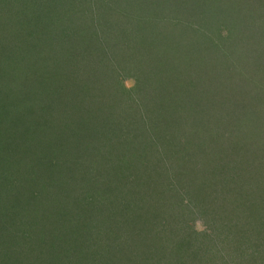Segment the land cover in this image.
<instances>
[{
  "label": "rangeland",
  "instance_id": "rangeland-1",
  "mask_svg": "<svg viewBox=\"0 0 264 264\" xmlns=\"http://www.w3.org/2000/svg\"><path fill=\"white\" fill-rule=\"evenodd\" d=\"M111 1L113 3L110 5L109 3ZM185 1L167 0L172 5V9L164 11L162 4L157 3L154 9L149 5L148 1L138 5V0H119V3L115 2V0H30L25 4L23 0H0V71L1 73L4 72L8 64L12 69L14 67L17 68V76L12 78L16 82L13 88L14 91L9 87V81L4 80L3 76H0V99L4 100L6 97L4 95H8L9 93L10 100L13 104H8V106L14 107L16 111L15 118L10 115L0 125V149H6L8 147V141L12 140L11 145L16 149L13 152L23 153L29 149V146L33 145L36 149L42 144L48 143L50 139L59 137L60 129L55 126L56 121L52 122L53 117H57L58 119L63 118L69 125H75L80 122V135L85 139V142H87L90 135L98 131V128L95 127L90 129V131L84 129L83 123L86 125L88 122H92L89 118L101 120L100 122L94 121L92 123L97 124L99 130L109 123L107 118L112 120L113 127L118 133L119 128L128 125L123 130L126 134L123 135L124 141H122V138L117 139L116 137L114 141L119 140L121 146L129 142L130 147L128 146L126 148L128 151L133 149V145L141 149L138 159L132 156L130 157L129 152L126 153L127 157L129 156L133 163L141 159L144 160V163L147 161L150 164H154L153 159H156V155L150 154V152L166 154L165 149L167 150L166 155L169 157L168 162L165 163L168 170L161 168L160 172V168L154 164L153 166L139 167L135 171L139 176L136 181L137 185L142 184L141 188L145 190L141 192L137 187L135 188V195L141 199L144 195L148 198L150 195L151 197L157 196V194L162 196L166 192L175 198L178 197L183 200L184 196L186 202L189 198L186 195L189 194L188 190L196 188L197 201H201L203 207L200 205L198 208L199 211L194 208L197 213L193 212L189 219L187 217L184 218L186 220L185 224L189 225L190 229L196 234L204 231L212 235L211 233H214V230L213 226H208L209 220L213 216V210H215V215L218 213L216 210H218L222 201L217 197V194L211 201L205 196L204 192L209 193L211 189L210 181L212 179H209V176L211 174L220 176L219 173H221V170L226 168L225 163L230 164L226 159H233L232 153L235 150V140H237L235 133L239 129L237 121L246 123L248 130L254 129L256 132L261 123V116L256 115L255 112L258 113L263 105L259 104V100L264 99V85L253 87L255 89L252 88V91L250 90L258 99V101L256 100L257 102L252 104L249 98L253 97V95L246 97L245 92L243 93L240 89L242 87L241 84L248 79L249 69L243 71V77H241L239 72L243 69V66L241 63H237L236 56L244 48L246 49L250 45L255 46L257 42L259 44L262 41L264 42V0ZM43 3L44 5L42 6ZM193 3L196 8H193V5L191 7L192 9H190ZM58 5H62L63 9H60ZM81 6L83 13H78L79 7ZM158 7L159 9L157 10ZM180 7H184L183 11ZM155 10L157 12L156 18L163 17L166 20H171L175 16H179L185 20V23L190 20L192 29H196L200 21L202 23L201 25L205 26V33H203L201 39L194 37L187 38L191 42L190 44L201 43L206 46L211 43L213 45V47H210L211 50L205 52V47L199 54L198 50H195V53H197L196 58H194L195 60L185 62V64L181 62L182 60H179L182 56L179 48L176 54H171L173 57L168 56L166 54L167 52L164 51L157 60H166L170 66L168 71L163 72L161 67L157 70H152L150 65L156 58L151 59L149 57L147 53L149 42L146 40L154 44L158 42L157 40L160 37L157 38L156 36L158 31L155 33L153 22L151 24H145V22L147 19H154L151 12ZM190 13H194L195 15ZM196 14H201L200 18H195L194 16ZM160 21H163V19ZM73 23L75 24L73 25ZM114 23H120L122 30L124 27L130 28L131 26L132 30L138 34L137 36H140L143 44L141 42L137 43L136 38H133L134 35H131L132 37L130 38L128 37L130 35L125 36L124 33H119L116 29H113L112 24ZM186 24L188 25V23ZM180 30L184 31V28ZM226 34L236 38L234 39L236 41L233 44L229 43L223 47V37ZM36 35L41 37H36ZM82 39H85L84 42H81ZM178 39L179 43L176 44L174 42L173 45L180 46L181 42L183 46L184 36L181 35ZM216 48L219 51H215ZM253 50H248V53L250 52V58L252 57L251 54H255ZM72 53L76 54V56L79 55L77 57L78 60L76 59V63H73V65L72 62L66 60ZM225 53L227 58L232 54V56L234 55V59H236L233 61V66H229V69L227 68L231 72L230 76L234 75L233 78L235 79L236 86L233 87V94L231 95L230 88L227 85L228 89L224 88L222 91L224 95L220 89H216L215 96H211L210 92H205L204 95L208 96V98L204 99L205 96L200 98L201 96L194 94V85L195 87L202 88L215 85L214 80H212L213 75L211 74L215 72L213 69H221L220 72L224 69L225 64L224 62L221 63L220 58L221 54L225 55ZM103 54H106L104 60H102L104 57ZM50 56H52V60L56 63L55 68H57V71L63 77L64 73L62 72L68 71H70V74L66 78H70V75L76 76L70 82V89L75 92L78 98L73 94H68L65 97L64 94L69 90H66V85L64 84L62 86L61 82L59 84L63 90L55 88L58 91L56 93L53 92L55 82L53 84L54 80L51 82L47 79L48 77L50 78V72H52L51 65H53V63L51 64ZM74 59L72 56V60ZM98 61H100V64L95 65ZM204 63L205 65L203 66ZM38 68L42 69L43 72H39ZM170 70L174 72L176 77L171 78L169 76L168 73H170ZM159 72H163L160 78L158 76ZM166 76L171 78V86H165V78L163 77ZM158 81L160 82L159 84ZM66 83L68 84V82ZM155 85L160 91H158ZM192 86L193 88H191ZM3 87H7L8 90H2ZM166 87H172L173 89L167 91L165 90ZM188 88H191L190 91ZM88 90L90 92L87 93ZM176 90L180 91L181 94ZM199 98L200 100H198ZM196 103H198L197 107L203 110V113H201L202 125H199L198 122L191 121V117L195 115ZM214 105H217V111L226 114L227 117H212L218 115L216 113L212 115L211 111L214 109H210V106ZM83 109L85 113L86 111L88 112L85 122H83L84 117L78 115ZM10 110L13 111L12 108L8 111L11 112ZM3 112L4 106H1L0 118L2 120L6 115ZM238 112H242V114L239 118H236L237 116L233 114ZM104 115H107V118ZM179 117L185 119V127L188 126L190 128L191 126L189 124H193V129L191 128L190 131L195 137L202 140L200 143L198 142L200 148L203 149L204 145L201 143L208 140L207 145H210L211 148L205 150L206 155H203L204 158L201 159V151L200 154L199 152L197 154L194 152L195 150L188 149L184 139L180 138L178 142L174 139L173 133L169 131V128L172 127L170 124L179 120ZM104 129L98 133L108 131L105 127ZM162 132L168 137L167 140H164L165 137L161 136ZM243 132L251 133V131ZM107 134L105 133V135ZM239 135L241 136V131ZM148 141L157 145V151L154 148L151 151V149L149 150L148 147L144 146ZM10 149L11 147H9ZM143 151H146L145 153L147 155H144ZM218 151L219 156L213 160L214 155ZM14 153L11 154L14 155ZM86 153L88 152L83 150L82 152H73L71 154L70 150V155L67 157L70 159L72 155L71 160H74L76 162L75 164L79 165L81 163V165H84L85 162L88 163V155ZM252 154L249 152L247 155ZM221 155L224 157L220 161ZM99 156V153L96 151L93 157L94 160H99ZM105 159L108 160L106 157ZM204 159L206 161H203ZM244 162L240 163L243 167L247 163V158L244 159ZM68 163L71 165V161ZM115 163L117 164V162ZM79 167L84 171L85 166ZM80 169L78 168L77 170ZM177 170L179 176H189L191 180H187L186 177L183 180L180 178V183L187 184L188 181L190 184L194 183V181L195 183L186 186V189H184L175 179ZM88 173L93 176L91 172L88 171ZM182 173L184 174L182 175ZM85 175L89 180L90 178L87 173ZM59 176L57 180H60ZM94 176L96 177V175ZM74 180L75 178H73ZM101 180L108 183V185L112 183V181L105 178ZM241 180L244 181L243 179ZM41 184L42 182H34L24 185L21 181L20 186H18L20 193L14 187L10 191L12 194L7 196V198L10 196L16 202L14 218L17 217L19 219L21 216L35 217L36 219H32V221L36 220L38 230L39 228L45 229L46 226L49 228L52 224L51 221L47 220V218H51L52 216H48L50 206H44L37 199L38 194L36 195V193L41 188ZM175 185L178 186L177 189ZM76 186L79 194L84 195L83 187ZM63 188L64 191L65 187ZM56 189V187H52L53 191H56ZM63 191H59L58 193L62 198L58 202L60 208L62 210L64 209V211L70 210L71 213L80 212L79 203L70 202L67 199L66 193ZM117 191H106L103 195L96 194L93 198L98 200L102 197L108 198L112 196L118 202V198L123 197L124 194L118 193ZM132 197H134L133 194ZM20 199L23 200L21 205H19ZM179 202L181 200L177 203ZM176 207L182 210V212L185 210L184 203L182 205L176 204ZM20 208L22 209L20 210ZM168 208L171 210L170 206ZM204 209H208V211ZM200 210L202 213H200ZM155 211H160V209H156ZM9 212L11 213V210ZM20 212L24 214L21 215L22 213ZM84 213L90 218L91 215L89 214L88 208H84ZM226 213L234 221L240 219L235 214V208L233 209L232 205L227 207ZM160 214L164 215L162 217L163 220L167 218V212ZM172 215L174 219L171 218L169 223L171 225L169 228L173 230L172 232L169 229L165 230L163 227H160L163 225H158L157 227L160 230L161 238H165L167 234L171 240L180 239L181 234L185 231L183 223L177 220L175 224V214ZM152 217L151 221H155ZM218 222L219 220L216 223ZM151 224L154 225V223ZM32 226L35 225L31 223ZM263 227L264 225L257 226L253 231H248L247 233H244V230H242V238L237 236L231 238L230 236L225 241V244L228 246L226 249L223 243L215 247L216 249H213L214 252L205 248L208 252L207 256L211 259L209 264H218L216 258L220 257V253L225 256L224 264H251L253 263L252 261L260 260L264 252ZM47 232L53 233L45 229L37 232V235L35 233H32V235L33 238L40 242L43 239V234ZM108 232L112 235L115 233L110 230ZM121 234L120 237H122ZM9 236L12 238L14 235L9 233ZM179 236L180 238H177ZM21 243H18L19 247H22ZM30 244L37 246L32 240L29 242ZM103 246L107 247L105 244ZM14 249L16 248L14 247ZM9 250L12 251L13 247H9ZM16 250L19 251L21 255L20 260H22L25 257V253L22 254L19 248ZM33 250V246L28 249V251ZM159 250L162 251L163 247L159 246ZM226 250L228 251V255ZM161 251H159L161 256H166ZM191 255L192 253H185V251L182 253V257H188V264H191ZM248 255H251L253 260L248 259ZM155 260L160 261L158 259ZM20 264H24V262L20 261Z\"/></svg>",
  "mask_w": 264,
  "mask_h": 264
},
{
  "label": "trees",
  "instance_id": "trees-1",
  "mask_svg": "<svg viewBox=\"0 0 264 264\" xmlns=\"http://www.w3.org/2000/svg\"><path fill=\"white\" fill-rule=\"evenodd\" d=\"M23 1H25V4L30 0ZM145 1H148L149 5L154 9L157 3L163 5L164 11L172 9V5L170 2H167V0H138V5ZM181 1L185 0H180V2ZM115 2L119 3V0H115ZM112 3L113 2L111 1L109 4L111 5ZM43 5L44 3L42 6ZM58 6L60 9H63L62 5ZM192 6L193 8H196L195 4L193 3L190 6V9H192ZM183 8L184 7H180L182 11ZM158 9L159 7L157 10ZM78 13H83L82 6L79 7ZM156 13V10L151 12V14L154 16V19L151 17L153 20L147 19L145 22V24H151L153 22L155 33L158 31L156 33L157 38L160 37V39H162L161 41L160 39L157 40L158 42L154 44L153 42L146 40L149 42V48H147L149 57H151V59L156 58L155 61H153L150 65L152 70H157L159 67H161L163 72L168 71L170 67L169 63L166 62V60H157V58L164 51L167 52L166 54L168 56H171V54H176L179 48L180 52H182V56L180 55L181 58L179 60H182L181 62L185 64V62H191L195 60L194 58H196L197 54L195 53V50H198L199 54L200 51L205 47V52L210 51V47H213L211 43L207 44L206 46L201 43L190 44L191 42L187 37L201 39V36L203 33H205V26L201 25L202 23L200 21H197L199 23L197 28L192 29L190 20L189 22H186L188 23L187 25L185 20L179 16H175V18H172L171 20H166L163 17L156 18ZM190 14L195 15L194 13ZM200 15L196 14L194 17L200 18ZM162 19L163 21H160ZM74 24L75 23H73V25ZM112 25L113 29H116L119 33H124L125 36L130 35L128 36L130 38L132 37L131 35H134L133 38H136L137 43L141 42V44H143L140 36H137L138 34L132 30L131 26L130 28L124 27L122 30V27L120 28V23H114ZM183 28L184 31L180 30ZM181 35H183L185 38V40H183L184 42L182 41L183 46L181 45V42L180 46H176V44L179 43L178 38ZM229 36L226 34V36L223 37V47L226 44H233L236 41L234 40L236 38ZM36 37L41 36L36 35ZM84 40L85 39H82V41H80L84 42ZM174 42H176L175 45H173ZM255 44V46L250 45L251 47L249 46L246 47V49L244 48L245 50H241L240 54L236 56L238 61L237 63H241L243 66V69L239 72V74H241L240 76L243 77V71L249 69L248 79L247 81L245 80L243 84H241L242 87L240 89L243 93L245 92L246 97L253 95V97L249 98L252 104L257 102L258 99L256 98L255 94L251 92V89L253 87L264 85V42L262 41L260 44L257 42ZM139 49L142 50L140 47ZM248 50L255 51L254 55L251 54V58L250 52L248 53ZM50 51L52 50L50 49ZM215 51L219 50L216 48ZM222 54L220 59L221 63L224 62L225 64L224 69L221 72V69H213L215 72L211 74L213 75L212 80H214L213 82L215 85L208 87L206 86V88L198 86L195 87L194 85V94L201 96L200 98L205 96V92H210L211 96H215L216 89H220L222 92L224 88L228 89L227 85L230 88L231 95L233 94V87L236 86L235 79L233 78L234 75L230 76L231 72L228 70V67L233 66V61L236 59H234V55L232 56V54L230 55L232 57L228 56V58L226 53L225 55ZM71 55L75 58L74 60H72ZM71 55L66 60L72 62L73 65V63H76V59L79 55L76 56V54L73 53ZM105 55L106 54H103L104 57L102 60L105 59ZM50 59L51 64L53 63V65H51L52 72H50V78L48 77L47 79L51 82L54 80L53 84L55 82V85H53V92L56 93L58 91L56 89L63 90L59 84V82H61V85L64 86L65 84L66 90H69L64 94L65 97L68 94H73L76 96L75 92L70 89V82L76 76L70 75V78H66L70 74V71H68L62 72L64 73L63 77L59 71H57V68H55L56 63L52 60V56H50ZM100 61H98L95 65L100 64ZM102 64L104 63L102 62ZM204 65L205 63L203 66ZM104 66L106 67V65ZM16 69V67L12 69L8 64L4 72L1 73L0 71V76H3L4 80L9 81V87L13 91L16 82H14L15 79L12 78L17 76ZM38 69L39 72H43L42 69ZM163 72L158 73L159 78ZM170 73L168 74L171 78L176 77L172 70H170ZM163 78H165V86H171V78H168V76ZM159 81L158 84L160 83ZM66 82H68V84ZM4 87L2 90H8L7 87ZM156 88L158 87L156 86ZM191 88H193V86ZM191 88H188V90L190 91ZM171 89L173 88H165L167 91H170ZM158 91H160L159 88ZM88 92H90V90H88L87 93ZM178 93L181 94L180 91H178ZM4 96H6V100L0 99V107L4 106L3 113H6V115L3 117V120L0 118V125L3 121L9 118L10 115H12L14 118L16 115L14 107H11L10 105L8 106V104H13L10 100L11 98L9 93L8 95ZM200 98L198 100H200ZM207 98L208 96H205L204 99ZM259 101V104L263 105L261 107L262 111L260 110L258 113L255 112L256 115L261 116V123L257 128L258 133L254 131V129L248 130L246 123H240L237 121L239 129L238 132L235 133L237 135V140H235V150L232 153L233 159H226L230 164L224 162L226 168L221 170V173H219L220 176H215L214 174L209 176V179H212L213 184L212 181H210L211 189L209 190V193L204 192L205 196L209 201H211V199L217 194V197L222 201L221 205L218 207V210H216L218 213L215 215V210H213V216L209 220L208 226H213L214 230V233H211L212 235H209L204 231H202V233L199 232L200 234H196L190 229L189 225L185 224L186 220H184V218L187 217L189 219L193 212L197 213L194 208L198 209L200 205L203 207L201 204L202 202L197 201L196 188L188 190L189 194L186 195L189 196V198L186 202L184 196L183 200L178 197L175 198L166 192H164L165 194H162V196L157 194V196L154 197H151L150 195L148 198H146L144 195V197L142 196L141 199L135 195V188L137 187L141 192L145 191L141 188L142 184L137 185L136 181L139 176L137 172L135 173V171L138 170L139 167L143 168L144 166H153L154 164L160 168V172L161 168L167 169V166L165 165L169 159V157L166 155L167 150L165 149L166 154L150 152V154L156 155V159H153L154 164H150V162L147 161L144 163V160L141 159L133 163L130 157L132 156L138 159L140 157L139 151L141 149L133 145V149L128 151L126 148L128 146L130 147L129 142L126 143V145L121 146V142L119 140L114 141L115 137L117 139L122 138V141H124L123 135L126 134L123 130L128 125L119 128L118 133L113 127L114 124L112 123V120L107 118V115H104L105 118L109 120V123L104 126L108 130L106 132L100 134L98 133L100 130H103L104 127H101L99 130V126L97 124H92L94 121H101L96 118H89L92 122H88L86 125L83 123L85 130L90 131V129L93 127L98 128L96 133L90 135L87 142H85V139H83L80 135V122L75 125H69L63 118L58 119L57 117H53L52 122H57L55 126L60 129V136L50 139L48 143H44L36 149L32 145L29 146V149L23 153H14L13 151H16V149L11 145L12 140L8 139V147L6 149H0V264H20V261H23L24 264H188V257H182V253H184V251L185 253H192L191 264H209L211 259L207 256L208 252L205 250V248L213 251V249H216L215 247H217L220 243H223L226 249L228 246L225 244V241H227V238L230 236L231 238L234 236L242 238V230H244V233H247L248 231H253L257 226L264 225V99ZM195 105V115L191 117V121L198 122L199 125H202L203 120L201 113H203V110L197 107L198 103ZM216 106L217 105L210 106V109H214L211 111L212 115L215 113L218 114L217 116L212 117H227L226 114H222L220 111H217ZM10 108H12L13 111L10 110L11 112H9L8 110ZM242 112H238L233 115H236V118H239ZM78 115H82L84 117L83 122H85L87 120L86 116L88 115V112L86 111L85 113L83 109ZM197 115L199 116L197 117ZM184 122V118H180L176 122H172L170 124L172 127L169 128V131L173 133L174 139L178 142L180 141V138L184 139V142H186L185 145L188 149L195 150L194 152L197 154L198 152L200 154L201 151V159L204 158L203 155H206L205 150L211 148L210 145H207L208 140L205 142L203 141L204 143H201L204 145L203 149L200 148L199 143L202 140L198 139V137H195L190 131L193 124H189L191 126L189 128L188 126H184ZM239 130L241 131V136L239 135ZM243 131H251V133H244ZM105 133L108 134L105 135ZM163 134L165 133L162 132L161 136L165 137L164 140H167L168 137L166 134ZM155 145V143H151L149 141L144 144V146L148 147L149 150L151 149V151L153 148L156 150L157 145ZM9 147H11L10 150ZM144 149L146 148L144 147ZM197 149H199V151H197ZM70 150L71 154H73V152H82L83 150L88 152L86 153L88 155V163L85 162L84 165H81V163H79V165L75 164L76 162L71 160L72 155L70 156V159L67 157L70 155ZM96 151L100 155L99 160H94L93 158ZM128 152L130 153V157H127L126 155ZM145 152L143 151V154L147 155ZM249 152L253 154L247 155ZM11 153H14V155ZM217 156H219V151L214 155L213 160ZM105 157L108 158V160H106ZM222 157L224 156L221 155L220 161ZM245 158H247V163L243 167L240 165V163H245ZM67 161H71V165H69ZM203 161L206 160L204 159ZM115 162H117V164ZM79 166H85L84 171L87 172L82 171ZM78 168L80 170H77ZM124 169H126L125 172ZM88 171L91 172L93 176H91ZM85 173H87L88 177L90 178L89 180L87 179ZM183 174L184 173H182V175ZM58 175H60V180H57ZM94 175H96L97 178ZM55 176L57 177L55 178ZM184 177L191 181L189 176H179L177 170L175 179L178 181V184L180 183L179 179L181 178L183 180ZM73 178H75L74 181ZM100 178H105L112 181L111 185H108V183H105ZM21 181L24 183V185H27V183L42 182L41 188L38 190L36 195L38 194L37 199H39L44 204V206H50L48 216H52L51 218H47V220L51 221L52 224L49 228L46 226L45 229L53 232L44 233V240L42 239L43 241L40 238L41 241L39 240L40 242H38L35 238H33L32 233L37 235V232L45 230L43 228H39L38 230L36 220L32 221V219H36L35 217L31 218L21 216L19 219H17V217L14 218L16 202H14L13 198H10V196L7 198V196L12 194L10 191L14 187L17 189V192L20 193L18 186H20ZM189 181L187 184L181 182L180 185L186 189V186L193 185L195 183L194 181V183L190 184ZM76 185L83 187L85 196L79 194V190ZM62 186L65 187L64 191ZM52 187H56L59 190L56 189V191H53ZM175 188L177 189L178 186L175 185ZM116 190H118V193L124 194L123 197L118 198V202H116L112 196L108 198L102 197L98 200L93 198L96 194L103 195L106 191ZM59 191L65 192L67 199L70 202L79 203L80 205L78 204V206L80 212L71 213L70 210H62L58 204V202L62 200V198L58 195ZM132 194L134 197H132ZM179 200H181V202L177 203ZM19 203V205H21L23 200L20 199ZM170 203L175 205L172 206ZM183 203L185 206V210H183L184 213L182 210L177 209L176 207V204L182 205ZM230 205H232L233 209L235 208V214L239 216V220L234 221L232 217L226 213L227 207ZM168 206L171 207V210L168 208ZM84 208H88L89 214L91 215L90 218H88L84 213ZM21 209L22 208H20V210ZM156 209H160V211H155ZM9 210H11V213ZM204 210L208 211V209ZM162 212H167V218L165 220L162 219L164 215L160 214ZM200 213H202L201 210ZM23 214L24 213L21 215ZM172 214H175V224L177 223V220L182 222L185 231L181 234V238L180 236L177 237L180 239L171 240L167 234L165 238H161L160 230L157 227L158 225H163L160 227H163L165 230L169 229L170 232H172L173 230L169 228L171 227L169 224L171 218L174 219ZM151 217L156 222L151 221ZM218 220L219 222L216 223ZM31 223L35 226L31 227ZM151 223H154V225ZM109 230L115 232L114 235L109 233ZM9 233H12L14 236L10 238ZM120 233H122L121 235L123 238L120 237ZM185 233L187 234L184 236ZM31 240L34 241L37 246L34 244L29 245ZM19 242H22V247H19ZM104 244L107 245V247H104ZM27 246L30 248L33 246L34 250L28 251L29 247ZM159 246L163 247L162 251L166 256H161L159 253V251H161L159 250ZM9 247H13V250L10 251ZM14 247L16 249L19 248L22 254L25 253V257L22 260H20L21 255L19 251L14 249ZM227 250L226 252L228 255ZM219 255L220 257L216 258L218 260L217 263L221 264L222 262V264H224L223 262L225 256L221 253ZM261 257L262 258L260 260L252 261L253 263L251 264H264V252L263 256ZM248 259L253 260V257L248 255Z\"/></svg>",
  "mask_w": 264,
  "mask_h": 264
}]
</instances>
